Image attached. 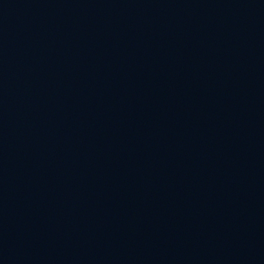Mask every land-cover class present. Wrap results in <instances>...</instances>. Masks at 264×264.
Returning a JSON list of instances; mask_svg holds the SVG:
<instances>
[{
	"label": "water",
	"instance_id": "95a60500",
	"mask_svg": "<svg viewBox=\"0 0 264 264\" xmlns=\"http://www.w3.org/2000/svg\"><path fill=\"white\" fill-rule=\"evenodd\" d=\"M0 264H264V0H0Z\"/></svg>",
	"mask_w": 264,
	"mask_h": 264
}]
</instances>
